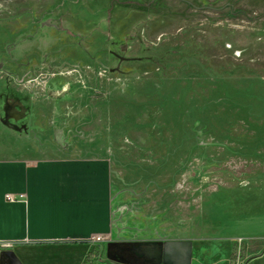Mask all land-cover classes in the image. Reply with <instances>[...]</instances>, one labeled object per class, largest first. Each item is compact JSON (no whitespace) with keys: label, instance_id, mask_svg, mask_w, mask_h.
Here are the masks:
<instances>
[{"label":"rangeland","instance_id":"374dc122","mask_svg":"<svg viewBox=\"0 0 264 264\" xmlns=\"http://www.w3.org/2000/svg\"><path fill=\"white\" fill-rule=\"evenodd\" d=\"M0 127L107 156L166 236L258 212L264 0H0Z\"/></svg>","mask_w":264,"mask_h":264},{"label":"crops","instance_id":"0c3cea01","mask_svg":"<svg viewBox=\"0 0 264 264\" xmlns=\"http://www.w3.org/2000/svg\"><path fill=\"white\" fill-rule=\"evenodd\" d=\"M42 141L0 127V264H264L259 197L232 223L190 213L166 236L118 211L107 156Z\"/></svg>","mask_w":264,"mask_h":264},{"label":"built area","instance_id":"2783aa9c","mask_svg":"<svg viewBox=\"0 0 264 264\" xmlns=\"http://www.w3.org/2000/svg\"><path fill=\"white\" fill-rule=\"evenodd\" d=\"M6 198L10 201H14L16 198L12 194H7ZM235 264H244L243 262H236Z\"/></svg>","mask_w":264,"mask_h":264}]
</instances>
